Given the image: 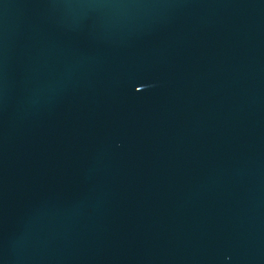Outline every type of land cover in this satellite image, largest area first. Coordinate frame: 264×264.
I'll list each match as a JSON object with an SVG mask.
<instances>
[{
    "label": "water",
    "instance_id": "1",
    "mask_svg": "<svg viewBox=\"0 0 264 264\" xmlns=\"http://www.w3.org/2000/svg\"><path fill=\"white\" fill-rule=\"evenodd\" d=\"M0 264H264V0H0Z\"/></svg>",
    "mask_w": 264,
    "mask_h": 264
}]
</instances>
